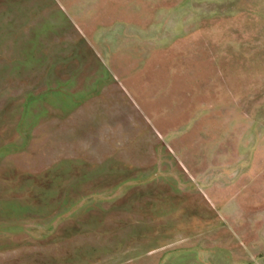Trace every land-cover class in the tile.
I'll return each instance as SVG.
<instances>
[{
	"label": "rangeland",
	"instance_id": "1",
	"mask_svg": "<svg viewBox=\"0 0 264 264\" xmlns=\"http://www.w3.org/2000/svg\"><path fill=\"white\" fill-rule=\"evenodd\" d=\"M0 264H264V0H0Z\"/></svg>",
	"mask_w": 264,
	"mask_h": 264
}]
</instances>
